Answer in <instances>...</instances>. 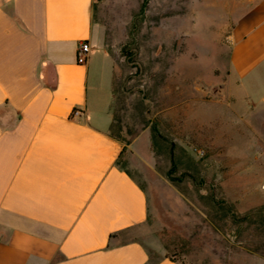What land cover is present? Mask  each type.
Returning a JSON list of instances; mask_svg holds the SVG:
<instances>
[{
    "label": "crops",
    "instance_id": "0c3cea01",
    "mask_svg": "<svg viewBox=\"0 0 264 264\" xmlns=\"http://www.w3.org/2000/svg\"><path fill=\"white\" fill-rule=\"evenodd\" d=\"M105 5L0 0V264H180L142 240L155 127L121 101ZM234 7L228 77L245 93L263 88L264 114V0Z\"/></svg>",
    "mask_w": 264,
    "mask_h": 264
},
{
    "label": "rangeland",
    "instance_id": "374dc122",
    "mask_svg": "<svg viewBox=\"0 0 264 264\" xmlns=\"http://www.w3.org/2000/svg\"><path fill=\"white\" fill-rule=\"evenodd\" d=\"M101 1L121 101L155 127V215L142 240L180 264H264L263 88L245 93L228 77L239 0Z\"/></svg>",
    "mask_w": 264,
    "mask_h": 264
},
{
    "label": "built area",
    "instance_id": "2783aa9c",
    "mask_svg": "<svg viewBox=\"0 0 264 264\" xmlns=\"http://www.w3.org/2000/svg\"><path fill=\"white\" fill-rule=\"evenodd\" d=\"M88 52H89V45L87 42H81L79 44V47L76 52V63L77 64H83L85 63L87 57H88Z\"/></svg>",
    "mask_w": 264,
    "mask_h": 264
}]
</instances>
